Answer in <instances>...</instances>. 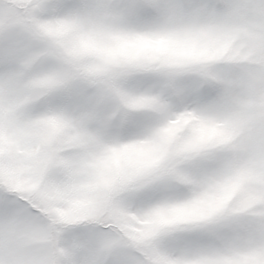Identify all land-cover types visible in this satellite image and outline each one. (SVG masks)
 Here are the masks:
<instances>
[{"label": "snow or ice", "instance_id": "6c2138e0", "mask_svg": "<svg viewBox=\"0 0 264 264\" xmlns=\"http://www.w3.org/2000/svg\"><path fill=\"white\" fill-rule=\"evenodd\" d=\"M0 264H264V0H0Z\"/></svg>", "mask_w": 264, "mask_h": 264}]
</instances>
